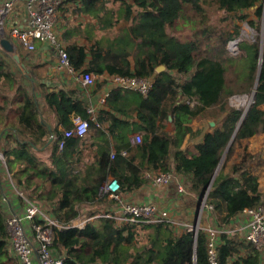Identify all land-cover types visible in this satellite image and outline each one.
Masks as SVG:
<instances>
[{
	"label": "trees",
	"instance_id": "16d2710c",
	"mask_svg": "<svg viewBox=\"0 0 264 264\" xmlns=\"http://www.w3.org/2000/svg\"><path fill=\"white\" fill-rule=\"evenodd\" d=\"M96 1L86 3L94 6ZM108 2L103 0L102 8H107ZM119 2L118 7L112 8L114 20H107V24L114 25L123 17L128 28L109 42L107 50L100 41L92 45V59L88 63L86 48L69 44L66 50L70 62L77 70L152 77L154 81L147 95L113 88L106 100L108 109L101 110L96 121L90 118L87 102L77 90L61 86L51 91L23 54L19 55L27 73L0 45V150L9 172L19 184L25 183L34 191L42 185L47 187L46 193L33 198H58L53 214L64 225L83 212L93 216L113 204L114 200L101 192L110 175L120 181L123 192H128L147 181V171H173L184 175L190 200L195 203L221 163L244 114L245 108L234 106L230 98L252 95L259 76L254 102L213 179L207 201L215 209L225 210V222L245 208L264 205L256 156L245 148L243 154H238L240 159L234 160L243 141L264 132V48L261 51L258 39H243L237 57L228 50L229 41L240 37V26L234 24V19L248 18L244 10L254 9L256 19L248 22L260 29L262 0ZM224 21L229 24L224 25ZM162 66L164 69H159ZM132 108L140 124L128 119ZM49 114L64 129L72 126L75 115L90 120V130L98 145L95 161L76 172L75 155L87 139L71 138L59 150L57 139L51 135H60L62 131L51 126ZM170 116L175 126L173 134L166 130ZM206 119L216 121L213 131L205 133L203 141L197 144V154L186 151L185 140L202 133L192 124ZM105 122L108 127H104ZM137 129L144 132L142 141L133 143L131 134ZM49 140L50 152L46 156L38 153V148ZM122 150L132 153L123 155ZM1 204L0 264H12L7 214ZM140 231L145 234L141 239L146 241L140 251H134ZM53 250L64 258L65 264L210 263L206 231L200 229L197 238L188 229L179 234L173 223L167 221L118 224L115 218L97 216L83 229L56 228ZM218 261L260 264L262 253L251 243L222 234Z\"/></svg>",
	"mask_w": 264,
	"mask_h": 264
},
{
	"label": "built area",
	"instance_id": "2783aa9c",
	"mask_svg": "<svg viewBox=\"0 0 264 264\" xmlns=\"http://www.w3.org/2000/svg\"><path fill=\"white\" fill-rule=\"evenodd\" d=\"M60 0H3L0 2V31L14 43L21 44L28 50L35 51L38 42L43 45L53 47L57 52V68L62 72H67L81 80L88 89L94 87L102 79L103 74L94 71L77 70L70 62L66 45L61 35L56 30L57 9ZM20 6L25 11L24 23L18 18L15 19ZM242 39H232L228 43V49L233 53H239V42ZM233 47V48H232ZM152 77L112 75L109 78L111 88H108L100 97V103H105L115 87L139 91L147 95L153 86ZM87 110L90 118L94 121L96 107L88 104ZM72 126L62 131L60 135H53L57 139L59 150L66 147L68 140L79 137L84 138L90 132V120L75 115L72 118ZM142 135L136 134L133 138L134 143H140ZM123 155H128L129 151L122 150ZM114 156V154H113ZM0 161L6 167L8 180L14 185L17 196L24 202L23 206H11L7 215L9 244L8 249L12 250L17 261L14 264H65L64 258L56 254L53 250V239L55 229L76 227L85 228L90 221L86 214L77 219H73L70 224H62L52 213V210L44 203L35 200L29 192H26L23 185L15 182L9 172L3 151L0 150ZM147 178H151L157 185H170L175 183L177 190L187 196L186 178L173 171H147ZM20 185V186H19ZM101 192L107 193L108 197L115 202V210L104 209L96 216L112 217L120 224L139 223V222H162L170 220L169 212L160 207L158 203H136L129 200L122 191L120 181L111 177L101 188ZM4 202L9 203L7 194L3 191ZM202 207L214 210V204L207 201V197L202 202ZM198 224V223H197ZM206 231L208 236L209 264H219L218 246L222 234H227L231 238H238L242 241L251 243L262 253L264 260V205L245 208L234 219L229 222L221 221L216 226L207 228L189 227L188 230L198 233Z\"/></svg>",
	"mask_w": 264,
	"mask_h": 264
},
{
	"label": "crops",
	"instance_id": "0c3cea01",
	"mask_svg": "<svg viewBox=\"0 0 264 264\" xmlns=\"http://www.w3.org/2000/svg\"><path fill=\"white\" fill-rule=\"evenodd\" d=\"M3 0H0L2 2ZM110 2L107 3V8H102V2L103 0H97L96 4L94 6H89L86 3V0H60L58 11H57V21H56V30L61 35L63 42L66 46L69 44H78L80 46H84L88 52L87 60L86 62H90L92 59V53H91V47L96 42L100 41L103 45V48L107 50L109 42L116 38L124 29L128 28V22L124 20V18H120L117 23L113 24H107V20H114L113 17V7H118L120 4V0L115 3V0H109ZM130 1V0H125ZM114 2L115 4L113 5ZM23 6H20L19 11L17 12L15 19L22 20L24 18L25 11L22 8ZM119 16V13H118ZM106 20V22H105ZM21 23H24V20L21 21ZM67 35V38H65L64 35ZM16 50L19 49L22 51V53L26 58L27 61H29V65H34L35 71L41 75V82L47 83L50 86L51 91H55L58 89V87H65L67 89H75L79 92L81 98L85 99L88 104H94L96 107V114L95 120H97L99 113L103 109H108V106L105 103H100V97L104 94V92L111 88V83L109 82V78L114 75L108 71H105L103 73L102 79L98 81V83L92 87V88H86L80 79L77 77L68 74L67 72H62L57 68V58L55 56V49L49 45H43L38 42L37 49L35 51H31L23 47L21 44L16 43L15 46ZM29 53H33V56H31ZM132 64H134L133 58H131ZM34 69V68H33ZM131 116L128 118L132 122L141 123L140 120H138L137 113L135 112L134 108L131 110ZM118 115V114H117ZM119 116V115H118ZM51 126L53 128H57L59 131H63L64 128L62 125L58 123L56 118L53 115L49 114ZM212 121H215L213 119H210ZM209 120V121H210ZM169 124L167 122L166 130L173 134L175 132V126L173 121L170 119L168 120ZM196 122H194L192 125L194 129H196ZM109 123L105 122L104 127H108ZM216 126V123L214 122V126L210 129H203L200 126H198L199 129L202 130V133L194 138V139H186L184 142V149L186 151H190L191 153L197 154L198 148L197 144L202 142L204 139V134L207 132H212L214 127ZM55 130V129H54ZM143 130L137 129L133 134H131L132 141L136 134H143ZM55 136L56 134L52 133V136ZM87 137V138H86ZM84 137L87 139V141L80 147V152L75 155V167L76 172L77 169H83L86 164H89L97 158L98 155V145L96 144V141L94 140V133L92 130H90L89 134ZM134 143V142H133ZM186 143H194L193 146L188 145L185 146ZM50 146L51 141L49 140L45 146L38 148V153L44 154L46 156L50 152ZM195 148V150H194ZM91 152V153H89ZM115 152V151H114ZM132 152H129L131 154ZM189 153V152H188ZM128 154V155H129ZM91 155V156H90ZM1 165V163H0ZM85 165V166H84ZM154 171V170H151ZM1 174H2V189L5 194H7L10 202L6 203L2 201L3 206L7 208L9 214V211L11 209V206H23L24 202L17 196L14 185L11 184V182L8 180V176L6 172L1 168ZM182 175V174H180ZM184 177V175H182ZM113 177L109 176L108 180ZM15 179V182L18 183V180L13 176ZM147 178V177H146ZM25 179H23L24 181ZM36 180H43V179H36ZM25 187V189L28 190L29 194L32 195V197H37L40 194L46 193V190L48 189L45 186H41L38 189L33 190L32 187H29L24 183L20 184ZM19 185V186H20ZM33 190V191H32ZM125 196L136 203H148V202H155L160 205L161 208L166 209L169 212L170 220L174 222V224H177L180 219L183 220H190V219H196L201 220L203 219L202 225H204V229L210 226H216L220 223V219H218L219 216H221V219L224 220L226 212L224 209H214V210H208L206 209L202 214L204 217L199 218L200 215V208H199V199L193 203L190 200L189 194L187 196L183 195L177 190V186L175 183H171L170 185H157L154 183V181L151 178H147V181L139 188L134 189L132 191L125 192ZM111 199V198H110ZM39 202L44 203V205H47L53 213V209L57 207L58 205V198H54L51 200H41ZM107 209V208H106ZM108 209L115 210V202L111 204V206L108 207ZM104 210V208H103ZM102 210V211H103ZM99 213V211H96V214ZM86 214L89 218L91 217L90 221L94 220L97 216H89L87 212H83L80 215H78L75 219L79 218L81 215ZM196 220V221H197ZM211 221V222H210ZM88 223V222H87ZM213 223V224H211ZM118 224H120L118 222ZM175 229V228H174ZM182 233V232H181ZM9 256L14 260L12 263L14 264L17 259L14 257V253L12 250L8 249ZM64 251V250H63ZM245 252L244 249H242L241 254ZM58 254V253H56Z\"/></svg>",
	"mask_w": 264,
	"mask_h": 264
},
{
	"label": "rangeland",
	"instance_id": "374dc122",
	"mask_svg": "<svg viewBox=\"0 0 264 264\" xmlns=\"http://www.w3.org/2000/svg\"><path fill=\"white\" fill-rule=\"evenodd\" d=\"M130 2H133V0H130ZM260 4H262L263 7H264V0H262V2ZM243 12L244 13H248L247 20H242L240 18L234 19V24H238L240 26V39H242V40L243 39L244 40H250V41H254V40L258 39L259 42H260V45L262 44L263 48H264V17L261 18L260 29L259 28L256 29V28L252 27L249 24V22H248L249 20L256 19L254 9L253 8H248V9L244 10ZM220 15H223V13H221ZM223 24L224 25H228L229 22L224 21ZM245 31H248V33L245 34ZM16 52L17 53H22V51L19 50V49H17ZM29 54L31 56H33V53H29ZM229 54L234 56V57H237L239 53L237 52V53L233 54L229 50ZM55 56L57 58L56 50H55ZM21 63H22V61H21ZM20 69H23V71L21 70L23 73H27V69H26V67L23 64H22V68H20ZM251 101H252L251 100V94L250 95L249 94H237V95H234V96H232L230 98L231 104H233L234 106H237V107L245 108V109L247 108V106L249 104H251ZM209 120L210 119H206V120H203L201 122H196L195 123V125L197 127L196 129H199L198 126H200L203 129L212 128L214 126V122L216 123V121H212V120L209 121ZM168 124H169V121H168ZM2 142L4 143V140ZM188 145L193 146L194 143H186L185 144L186 147ZM2 148L4 150V146ZM245 148H246L247 152H250V153H252V154H254L256 156V158L254 159V162L259 165V167H256L257 168L256 172L258 174L260 188H261L262 191H264V132H262L260 134H257L255 136L243 141V145L239 147V150H238L237 155L235 156L234 160L235 159H237V160L240 159L238 154H239V152H241L243 154ZM194 150H195V148H194ZM89 153H91V152H89ZM223 160H224V158H223ZM0 163H1V161H0ZM1 168L4 170V172H6V167L2 163H1ZM28 187L30 189V186H28ZM25 191L28 192L27 189ZM2 200L3 199L0 198V202H2ZM1 206L4 207L2 204H1ZM3 209H4V211L7 214V212H8L7 208L4 207ZM104 209H106V208H104ZM205 210L206 209L201 206L200 211H202V212H200L201 217L199 216V218L204 217V215L202 213ZM6 217H7V215H6ZM218 219H220V222L224 221V220H222L223 218L221 219V216H219ZM196 220H197V218L196 219H190V220L180 219V221H178L177 224H173L174 228H175V232L180 234L185 229H188L189 227H192L193 225H195L196 222H197ZM202 221H203V219L198 220V226L199 227H204V225H202V223H203ZM211 224H213V223H211ZM143 235H145L144 232L140 231V234H139L138 238L135 240L136 241V245H135L134 251H140L142 249V245L146 241V239L145 240L141 239ZM260 264H264V260Z\"/></svg>",
	"mask_w": 264,
	"mask_h": 264
},
{
	"label": "water",
	"instance_id": "95a60500",
	"mask_svg": "<svg viewBox=\"0 0 264 264\" xmlns=\"http://www.w3.org/2000/svg\"><path fill=\"white\" fill-rule=\"evenodd\" d=\"M263 17H264V15H263ZM0 45H1L2 49H3L6 53H8V54H9V55H10V56L16 61V63L18 64V66H19L20 68H22V63H21L20 55H19V53L16 52V48H15L14 43H13V42H12L7 36H6V34H5L3 31H0ZM262 49H263V45L261 44V51H262ZM260 64H261V62H260ZM159 69H164V66L160 67ZM21 70L23 71V69H21ZM258 82H259V76L257 77L256 84H255V88H254V91H253V93H252V95H251V100H252V101H251V104L254 102L255 90H256V87H257ZM251 104H249V105L247 106V108L245 109L241 121L243 120V118H244L245 115L247 114V112H248V110H249ZM169 119H170L171 121H173V119H172L171 116H170ZM241 121H240V123H239L237 129L239 128V126H240V124H241ZM237 129H236V131H237ZM236 131H235L233 137H232L231 140H230V143H229V145H228V148L230 147V145H231V143H232V141H233V139H234V136H235V134H236ZM228 148L226 149L223 158L225 157ZM222 161H223V159H222ZM222 161H221V163L219 164V166L217 167V169H216V171H215V173H214L212 179L210 180L209 184L207 185L206 189L204 190V192H203L202 195L200 196V199H199V208H201L203 200L208 196V191H209V189H210V187H211V184H212V182H213V179H214L215 175L217 174L218 170H219L220 167H221ZM197 223H198V220H197V222H196V224H195V227H196V228H197V226H198ZM194 235H195V238H197V233H194Z\"/></svg>",
	"mask_w": 264,
	"mask_h": 264
},
{
	"label": "bare ground",
	"instance_id": "6f19581e",
	"mask_svg": "<svg viewBox=\"0 0 264 264\" xmlns=\"http://www.w3.org/2000/svg\"><path fill=\"white\" fill-rule=\"evenodd\" d=\"M248 33V31H245V34H247ZM233 48V47H232Z\"/></svg>",
	"mask_w": 264,
	"mask_h": 264
}]
</instances>
